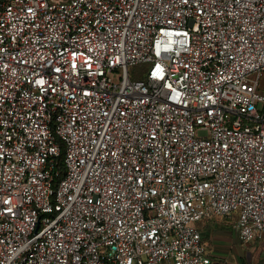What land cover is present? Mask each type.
Returning a JSON list of instances; mask_svg holds the SVG:
<instances>
[{
    "label": "built area",
    "instance_id": "obj_1",
    "mask_svg": "<svg viewBox=\"0 0 264 264\" xmlns=\"http://www.w3.org/2000/svg\"><path fill=\"white\" fill-rule=\"evenodd\" d=\"M231 213L264 240V0H0V264H210Z\"/></svg>",
    "mask_w": 264,
    "mask_h": 264
},
{
    "label": "crops",
    "instance_id": "obj_2",
    "mask_svg": "<svg viewBox=\"0 0 264 264\" xmlns=\"http://www.w3.org/2000/svg\"><path fill=\"white\" fill-rule=\"evenodd\" d=\"M235 221L236 213H231L196 223L211 259L210 264H264V240H252L243 245L234 226ZM251 256H255L254 261H251Z\"/></svg>",
    "mask_w": 264,
    "mask_h": 264
},
{
    "label": "rangeland",
    "instance_id": "obj_3",
    "mask_svg": "<svg viewBox=\"0 0 264 264\" xmlns=\"http://www.w3.org/2000/svg\"><path fill=\"white\" fill-rule=\"evenodd\" d=\"M144 64H140V65H135V66H131L129 67L128 71H129V75L131 78H143L144 77ZM236 243L238 245H240V241H236ZM243 245H246L245 242L242 243ZM252 245H255V243H253ZM255 260V256H251V261Z\"/></svg>",
    "mask_w": 264,
    "mask_h": 264
}]
</instances>
